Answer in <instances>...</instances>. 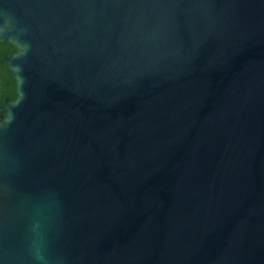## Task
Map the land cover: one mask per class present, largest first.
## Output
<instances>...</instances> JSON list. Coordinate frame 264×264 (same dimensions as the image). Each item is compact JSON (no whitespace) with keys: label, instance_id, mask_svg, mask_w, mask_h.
Returning a JSON list of instances; mask_svg holds the SVG:
<instances>
[{"label":"water","instance_id":"1","mask_svg":"<svg viewBox=\"0 0 264 264\" xmlns=\"http://www.w3.org/2000/svg\"><path fill=\"white\" fill-rule=\"evenodd\" d=\"M0 264H264V0H0Z\"/></svg>","mask_w":264,"mask_h":264},{"label":"trees","instance_id":"2","mask_svg":"<svg viewBox=\"0 0 264 264\" xmlns=\"http://www.w3.org/2000/svg\"><path fill=\"white\" fill-rule=\"evenodd\" d=\"M1 44L4 45L3 42ZM7 96H16V80L10 68L5 65L0 66V100H5Z\"/></svg>","mask_w":264,"mask_h":264},{"label":"flooded vegetation","instance_id":"3","mask_svg":"<svg viewBox=\"0 0 264 264\" xmlns=\"http://www.w3.org/2000/svg\"><path fill=\"white\" fill-rule=\"evenodd\" d=\"M0 42V66H5L7 64L6 57L11 56L16 52V48L10 44V43H4V45ZM9 67V66H8ZM7 98H9L11 101H14L17 98V89H16V96L14 98H11L10 96L5 97V100H0V107H6L7 106Z\"/></svg>","mask_w":264,"mask_h":264}]
</instances>
